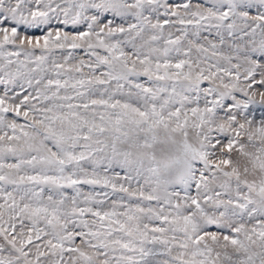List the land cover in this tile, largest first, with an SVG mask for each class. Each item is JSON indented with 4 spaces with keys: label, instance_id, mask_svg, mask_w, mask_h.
<instances>
[{
    "label": "snow or ice",
    "instance_id": "6c2138e0",
    "mask_svg": "<svg viewBox=\"0 0 264 264\" xmlns=\"http://www.w3.org/2000/svg\"><path fill=\"white\" fill-rule=\"evenodd\" d=\"M0 86V264H264V0H0Z\"/></svg>",
    "mask_w": 264,
    "mask_h": 264
},
{
    "label": "rangeland",
    "instance_id": "374dc122",
    "mask_svg": "<svg viewBox=\"0 0 264 264\" xmlns=\"http://www.w3.org/2000/svg\"><path fill=\"white\" fill-rule=\"evenodd\" d=\"M111 18H112L111 16L108 17V19H111ZM68 30L71 31V28H69ZM205 35H207V33H205ZM204 86L206 87L207 84H205ZM0 88H2V86H0ZM262 111H264V109H259V108L256 109L257 119L260 118V115H261V112H262ZM96 190H97V191H100L99 188H97ZM212 230H215V229L213 228Z\"/></svg>",
    "mask_w": 264,
    "mask_h": 264
}]
</instances>
